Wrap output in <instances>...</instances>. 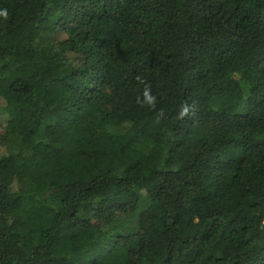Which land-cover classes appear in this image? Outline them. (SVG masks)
Segmentation results:
<instances>
[{"label":"trees","instance_id":"1","mask_svg":"<svg viewBox=\"0 0 264 264\" xmlns=\"http://www.w3.org/2000/svg\"><path fill=\"white\" fill-rule=\"evenodd\" d=\"M0 109V264H264V0H0Z\"/></svg>","mask_w":264,"mask_h":264},{"label":"rangeland","instance_id":"2","mask_svg":"<svg viewBox=\"0 0 264 264\" xmlns=\"http://www.w3.org/2000/svg\"><path fill=\"white\" fill-rule=\"evenodd\" d=\"M42 38H43L42 39L43 43H46L54 48L58 46V39L56 35L49 34V35L43 36ZM6 121H7V118L1 115V109H0V133L5 132L4 125ZM127 127H128V124H124V125L116 127L115 130L122 132L126 130ZM6 142H7L8 148L11 150H14L19 143V139L17 138V136L13 135V136H9ZM146 203H147V199L143 197V200L141 202L142 207L139 212L145 209ZM85 216L87 217L89 215H85ZM92 220L93 222H96L94 218ZM138 221H139V213H134L131 215L119 214L112 222L100 223V225L105 231H110L112 233H119V232L131 233L137 230Z\"/></svg>","mask_w":264,"mask_h":264}]
</instances>
